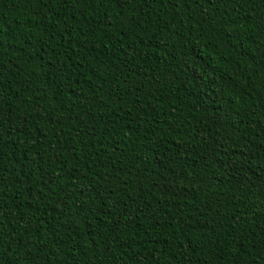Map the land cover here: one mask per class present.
I'll list each match as a JSON object with an SVG mask.
<instances>
[{
  "label": "trees",
  "instance_id": "1",
  "mask_svg": "<svg viewBox=\"0 0 264 264\" xmlns=\"http://www.w3.org/2000/svg\"><path fill=\"white\" fill-rule=\"evenodd\" d=\"M264 0H2L0 264H264Z\"/></svg>",
  "mask_w": 264,
  "mask_h": 264
},
{
  "label": "snow or ice",
  "instance_id": "2",
  "mask_svg": "<svg viewBox=\"0 0 264 264\" xmlns=\"http://www.w3.org/2000/svg\"><path fill=\"white\" fill-rule=\"evenodd\" d=\"M32 2L38 3L39 0H32ZM45 2H46V0H45ZM72 2L75 3L76 0H72ZM127 2H128V0H121V4L122 5L127 3ZM0 4H2V0H0ZM260 22H261L262 25H264V14H262ZM3 135H4V133L2 131H0V136H3ZM262 143H264V141H262Z\"/></svg>",
  "mask_w": 264,
  "mask_h": 264
}]
</instances>
